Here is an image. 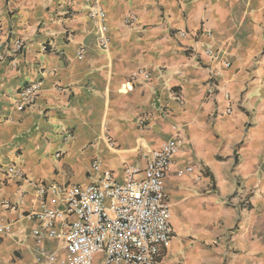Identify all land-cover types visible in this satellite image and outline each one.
<instances>
[{
	"label": "crops",
	"instance_id": "1",
	"mask_svg": "<svg viewBox=\"0 0 264 264\" xmlns=\"http://www.w3.org/2000/svg\"><path fill=\"white\" fill-rule=\"evenodd\" d=\"M96 1L106 49L85 0H0V226L14 231L0 234V264L65 254L51 231L32 235L39 225L27 214L41 201L7 169L86 187L96 163L122 182L126 167L143 170L172 139L178 151L163 186L172 238L160 264H264V0ZM17 38L23 52L5 53ZM205 46L230 66L205 57ZM138 71L150 79L132 81ZM32 82L36 103L18 111L17 92ZM186 167L193 172L177 176Z\"/></svg>",
	"mask_w": 264,
	"mask_h": 264
},
{
	"label": "built area",
	"instance_id": "2",
	"mask_svg": "<svg viewBox=\"0 0 264 264\" xmlns=\"http://www.w3.org/2000/svg\"><path fill=\"white\" fill-rule=\"evenodd\" d=\"M85 1L89 2L88 18L96 31L97 44L101 49H106L108 38L105 12L96 0ZM135 22L133 16L125 20L126 25ZM177 35L184 38L188 33L181 30ZM205 35L212 37L209 31H205ZM25 43L22 38L14 39L5 47V53L17 56L23 52ZM3 45L0 43V51ZM46 49L43 47V51ZM83 53L84 49L80 47L78 58ZM191 54L193 59L198 60L199 54L195 49ZM203 55L225 68L230 66L223 54L211 46L204 47ZM0 58H3L1 52ZM139 76L150 79L148 73L138 71L131 80L135 81ZM39 91L38 82L21 87L17 92V110L24 111L33 107ZM225 114H230L229 108ZM177 151V140L166 141L150 153L143 170L126 167L122 182L116 180L110 171L100 170L96 163L92 169L99 173L98 178L86 187L35 182L15 167L7 169L5 175L19 176L32 187L41 201L38 212L27 214L29 219L39 225L37 230L32 231V235L40 239L42 231H51L52 236L64 240V259L61 262L53 261V264H160L161 251L172 238L169 206L163 186ZM192 172V167H186L178 171L177 176ZM3 207L5 211H16L18 205L4 201ZM13 233V223L0 226V234Z\"/></svg>",
	"mask_w": 264,
	"mask_h": 264
}]
</instances>
